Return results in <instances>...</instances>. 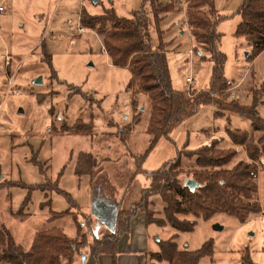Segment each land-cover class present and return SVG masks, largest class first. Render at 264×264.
<instances>
[{
  "label": "rangeland",
  "instance_id": "rangeland-1",
  "mask_svg": "<svg viewBox=\"0 0 264 264\" xmlns=\"http://www.w3.org/2000/svg\"><path fill=\"white\" fill-rule=\"evenodd\" d=\"M143 1L0 0L5 9L0 13V227H7L25 250L31 248L38 232L59 227L77 244L72 261L65 260L63 264H84V256L90 255L95 237L102 239L113 231L118 210L134 207L149 185L143 174L135 176L137 163L133 156L146 148L153 112L151 95L159 82L147 89L128 65L112 64L104 49L103 36L80 23L82 13L102 14L111 7L120 16L133 17V11L140 9ZM173 1L176 4L172 12L159 14L160 23L155 22L152 6L147 4L145 10L152 22V44L167 52L171 74L178 70L183 80L179 89L165 81V86L160 84V91L156 92L184 91L190 97L209 96L212 102L202 105L170 138H161L144 163L146 170L158 169L188 140L193 146L201 131L214 124L213 113L218 106L234 116L233 99L243 105L259 101L256 94L260 95L264 81V56L249 65L253 60L246 58L250 52L248 56L246 53L251 44L245 37L235 35L241 21L237 11L242 0H215L219 11L215 17H229L218 27L224 34L221 47L228 56L226 74L232 82L226 87L213 79L212 63L204 61L194 50L209 55L192 38L184 0ZM191 70L194 79L188 83ZM211 70L209 79L206 74ZM203 71L206 80L200 84ZM261 100L264 101V94ZM20 110L23 112L19 113ZM258 110L264 117V105L258 103ZM148 116L144 143H131L137 125ZM237 121L232 122V130L246 133L252 143H258L264 133L255 131L246 117ZM80 122L86 123L89 130L63 131L65 127L83 126ZM53 132L79 135L51 139ZM210 142L218 149L236 150L234 159L224 167H232L238 161L254 166L258 175L253 200L260 206V212L251 214L246 222L221 212L208 219L191 214L186 217L196 220L195 228L178 232L170 225L146 223V215L150 213L155 218H165V202L154 194L132 218L131 229L122 235L117 251L103 252L96 264H163L153 260L151 253L160 249V239L176 234L181 250H197L206 241H213V255L203 257L200 264H264L261 162L251 158L246 144H239L237 149L224 146L219 140ZM191 145L188 147L195 148ZM260 146H264V140ZM82 152H90L94 157L93 176L75 172ZM260 158L264 159V153ZM176 168L173 171L185 182L187 177L192 178L194 170L210 167L197 164L192 172L190 168L176 172ZM55 182L61 192L56 190ZM65 210L70 213L62 217L52 214Z\"/></svg>",
  "mask_w": 264,
  "mask_h": 264
},
{
  "label": "trees",
  "instance_id": "trees-1",
  "mask_svg": "<svg viewBox=\"0 0 264 264\" xmlns=\"http://www.w3.org/2000/svg\"><path fill=\"white\" fill-rule=\"evenodd\" d=\"M184 3L192 38L197 45H202L209 55L203 54L197 48L194 49L195 52L201 54L204 61L212 63L213 79L216 82L223 84L224 87L230 86L232 82L226 75L228 56L221 47L223 33L218 30L219 23L229 17L227 15L219 16V19L215 17L218 13L215 0H184ZM147 4L154 10L155 22L160 23L159 14L172 12L176 3L173 0L170 3L162 0H144L141 8L133 11V17L120 16L114 7L106 9L102 14L84 12L80 17V23L84 28L103 36L104 49L112 64L123 67L128 65L131 73L139 76L144 87L150 89L157 82L170 78L171 69L167 52H162V49H157L152 44L150 36L152 22L145 11ZM206 7L208 10L204 9ZM237 14L240 15L241 21L236 27L235 35L245 37L250 42L252 47L247 58L254 60L264 51V0H242ZM263 94L264 81L260 95L256 94L259 101L254 100L252 106L239 104L238 99H233L232 93L230 97L233 99V107L236 110L234 116L246 117L255 131L264 133V117L258 110V103L264 105V101L261 100ZM151 96L153 112L147 130L148 142L143 152L133 156L137 163L135 176L143 174L149 181V185L144 188L140 202L134 207L118 210L113 231L102 239L95 237L96 241L90 255L84 256V264H96L97 257L103 252L115 253L122 235L131 229L132 218L145 207L148 198L154 194L160 195L165 202V218H155L150 213L146 215V223L170 225L178 232L192 231L195 228L196 220L187 218V215L192 214L208 219L221 212L246 222L251 214L261 210L258 203L253 200L254 184L258 175L254 166L244 161H238L229 168L223 166L234 159L235 149H218L213 142L195 148H189L188 144H185L177 150L174 157L165 161L158 169L146 170L143 167L161 138H170V134L181 123L196 114L202 105L212 102L209 96L190 97L184 91L153 92ZM80 123L84 125L65 127L63 131L89 130L86 123ZM231 124L232 119L228 117L226 129L230 137L238 144H246L251 158L261 162L264 170V159L260 158L264 153V146H260L264 135L258 143H252L246 133L240 134L233 131ZM93 159L90 152L80 153L75 172L78 175L88 173L93 176L95 167ZM184 159L210 167L193 171L192 178L198 183L195 190L185 185V182H181L173 171ZM55 184L56 190L61 192L57 182ZM42 190L46 192L45 188ZM69 213V210L52 211L53 216L56 217ZM14 238L7 227H0L1 263L63 264L65 260L72 261L71 256L75 254V246H77L59 227L38 232L29 250H25ZM176 238L177 234L169 239H160V249L152 252L151 258L163 264L165 262L167 264H200L203 257L212 256L214 253L212 240L206 241L197 250H181Z\"/></svg>",
  "mask_w": 264,
  "mask_h": 264
},
{
  "label": "crops",
  "instance_id": "crops-1",
  "mask_svg": "<svg viewBox=\"0 0 264 264\" xmlns=\"http://www.w3.org/2000/svg\"><path fill=\"white\" fill-rule=\"evenodd\" d=\"M5 10V9H4ZM3 10V11H4ZM219 12V11H218ZM1 13V12H0ZM220 14V13H219ZM175 19V18H174ZM174 22H177L176 20ZM221 23V22H220ZM219 23V25H220ZM218 25V27H219ZM183 33V31L181 32ZM224 35V34H223ZM244 38V37H243ZM223 39V38H222ZM250 44V43H249ZM248 44V45H249ZM244 46V45H243ZM249 50L247 52V56L251 50V45H249L247 47ZM188 49V48H187ZM188 51V50H187ZM262 56H264V51L259 55L257 56L251 63H249V65H252L254 62H256L259 58H262ZM247 58V57H246ZM180 64H178L179 66ZM181 66V65H180ZM250 67V66H249ZM129 70L128 67H125ZM180 68V67H179ZM188 71V70H187ZM195 73V72H194ZM211 73H212V70L210 72V74H206V76L209 77V79H211ZM204 74H205V71L202 72V78L201 76H199V78H201V82L204 83L205 82V78H204ZM227 75V74H226ZM245 75V74H243ZM247 76V75H246ZM243 78H246L243 76ZM196 79V77H195ZM205 79V80H204ZM165 81L167 82L168 81V85L170 86L172 84V86L174 88H177L179 89L180 87L183 86V80L180 79V73L179 71L177 70L175 72L174 75L171 74V77L169 79H164L162 81H160L159 83H157V87L155 86L154 87V91H160V84L161 85H164ZM210 81V80H209ZM207 81V83L209 82ZM213 81V80H212ZM238 83V86L240 85L241 81L237 82ZM165 86V85H164ZM146 92L148 93L149 90H146ZM224 109H220L219 106H218V110L214 109V113H213V117H214V124L211 125L210 129H207L206 131L202 130L201 133L199 135L201 136H198L197 139H196V142L193 144V146L190 144V141L188 140L186 142V145H191L192 147H197V146H200V145H203L205 143H208L210 142L211 140H219L221 144H224V146H227V147H237L238 149V146L240 147L239 144L235 143L231 137L229 136V134L227 133L226 131V120L228 117H230L232 119V122H238V118L239 117H236V116H233V115H230V113H224L223 112ZM151 112V109L149 110V113ZM217 114V115H215ZM248 120V119H247ZM250 121V120H249ZM149 123V116L147 118H145L141 123H139L137 125V128L138 130L133 134L132 138L130 139L131 143H141L143 141H145L146 137H145V130L147 129V125ZM140 128V129H139ZM141 128H143L141 130ZM141 131H143L144 133H141ZM55 134V135H54ZM67 134V135H66ZM81 135L83 133H80ZM54 135L51 139L53 138H57V137H67V136H78L79 133H77V135H70L69 133H57V132H53L50 136ZM83 135H86L85 133ZM49 136V135H48ZM88 136V135H86ZM189 137V135H188ZM50 138V137H48ZM197 165V163L195 162H191V161H183L181 162L177 168H176V172H179L180 168H190L191 169V172H192V169ZM179 175V174H178ZM189 178V177H187ZM186 178V179H187Z\"/></svg>",
  "mask_w": 264,
  "mask_h": 264
},
{
  "label": "water",
  "instance_id": "water-1",
  "mask_svg": "<svg viewBox=\"0 0 264 264\" xmlns=\"http://www.w3.org/2000/svg\"><path fill=\"white\" fill-rule=\"evenodd\" d=\"M246 55H247V53H246ZM22 112H23L22 110L19 111V113H22ZM185 185L189 186L192 190H195V188L198 187V183L193 178H187L185 180Z\"/></svg>",
  "mask_w": 264,
  "mask_h": 264
},
{
  "label": "built area",
  "instance_id": "built-area-1",
  "mask_svg": "<svg viewBox=\"0 0 264 264\" xmlns=\"http://www.w3.org/2000/svg\"><path fill=\"white\" fill-rule=\"evenodd\" d=\"M4 10V7L2 6V5H0V12H2ZM81 31L83 30L82 28L80 29ZM192 70H191V73H190V76H188V78H187V82L188 83H190V82H192L193 81V76H192Z\"/></svg>",
  "mask_w": 264,
  "mask_h": 264
}]
</instances>
